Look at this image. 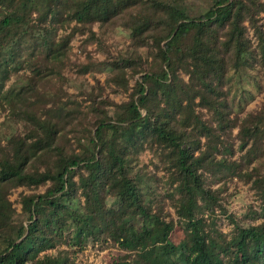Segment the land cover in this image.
<instances>
[{
    "label": "trees",
    "instance_id": "16d2710c",
    "mask_svg": "<svg viewBox=\"0 0 264 264\" xmlns=\"http://www.w3.org/2000/svg\"><path fill=\"white\" fill-rule=\"evenodd\" d=\"M74 23L82 62L58 42ZM116 30L131 50L98 61L88 45ZM69 68L106 85L71 94ZM262 71L264 0H0V264H78L91 246L128 254L112 264H264V103L246 113ZM235 179L259 202L242 219L225 197ZM20 188L18 213L5 191Z\"/></svg>",
    "mask_w": 264,
    "mask_h": 264
},
{
    "label": "rangeland",
    "instance_id": "374dc122",
    "mask_svg": "<svg viewBox=\"0 0 264 264\" xmlns=\"http://www.w3.org/2000/svg\"><path fill=\"white\" fill-rule=\"evenodd\" d=\"M172 15H174V12L171 10H165L162 8H157L153 11L152 16L154 17H163L165 19H171ZM83 27L81 25L73 24L72 28L66 31V33H62L59 37V43L62 42L63 39L65 43L70 45L72 48L71 58L75 62H82L84 61L86 54H83L80 46L82 44V41L84 40L87 35H82ZM95 31H98V28L94 29ZM64 36V37H63ZM253 36V33L251 32L250 37ZM195 36H192V39L186 43L180 45L182 48V51L190 50L193 43L195 42ZM253 42H255V39L253 38ZM132 47V41L131 36L122 30H116L114 32L107 33L103 37V45L101 47L98 46L97 43L89 44L88 45V52L92 53L94 58L98 61L102 62L107 57V53L112 54L113 56H116L118 54H125L127 51L131 50ZM140 53L146 58L147 57V48H141ZM182 57V53H180ZM179 56V55H178ZM261 76L259 77V80L261 82V87L264 89V71L261 72ZM66 77L70 80L67 83H65V88L69 91L71 94H77L78 89L77 86L81 85L83 87H86L87 89L91 90V87L97 86V81H99L101 86L106 85V79L108 78L107 73L104 72H96L94 74L85 75L82 78H77V74L75 73V69L69 68V73L66 75ZM140 77V76H138ZM74 80V83H70ZM131 85H134V81L131 82ZM105 97H109L111 100H114L117 103H121L123 101L127 100V95L124 93H114L113 89L106 86L105 91ZM264 103V93L258 94L257 98L251 102L246 108L247 112H254L257 110H260L262 104ZM85 106V105H84ZM245 113V114H246ZM5 114L3 116H0V134L2 132H5L6 129L2 127V122L5 120ZM20 126L18 128L12 129V131H15L16 129L20 130ZM59 131H58V141L61 144V147L63 151H65L67 154H73V153H79L81 151V145L87 146V142H79L76 139L71 138V135L68 134L63 129V124H59ZM237 130H235V133ZM4 141V139H3ZM153 158L152 153L145 152L141 155V159L144 160L146 163H150ZM237 158V157H236ZM151 171L155 172L153 167L151 166ZM158 176H163V172L159 171ZM161 189H159L161 192H165L160 186ZM217 186H214L216 188ZM24 191L23 188H20L18 190H10L7 189L5 191V194L7 196V199L12 204V208H16L18 213L21 212V205L17 203V200L19 199L20 193ZM29 193V191H26ZM43 192V191H42ZM2 194V192H0ZM226 194V201H227V208L229 209V212L236 215L239 219H242L243 215L246 214V212L252 207L253 210H258L259 208V202L255 198L253 191L250 190V186L244 184L243 182L237 181L235 179L234 183L229 184V190ZM168 209L173 213V216L176 218V214L173 211V208L171 206L168 207ZM263 220H257L255 224H259ZM218 228L224 232V233H232L235 229V225L231 223V221L225 217V215H221L220 218L217 220ZM175 239L179 238V232H177L174 235ZM49 254L55 255V250L48 251ZM117 248H110L102 250L98 246L95 247H89L83 254L79 255L77 263L78 264H112L114 262H122L128 258V254H126Z\"/></svg>",
    "mask_w": 264,
    "mask_h": 264
}]
</instances>
